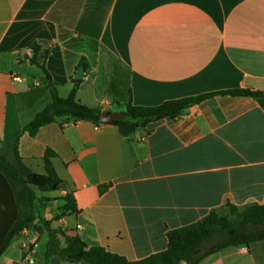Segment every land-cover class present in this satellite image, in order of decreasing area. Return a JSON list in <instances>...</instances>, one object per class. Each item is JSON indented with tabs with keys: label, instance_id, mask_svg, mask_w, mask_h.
<instances>
[{
	"label": "crops",
	"instance_id": "0c3cea01",
	"mask_svg": "<svg viewBox=\"0 0 264 264\" xmlns=\"http://www.w3.org/2000/svg\"><path fill=\"white\" fill-rule=\"evenodd\" d=\"M38 40L49 43L45 68L62 98L86 60L76 98L101 110H125L116 96L124 86L139 106L264 92V0H0V141L19 136L21 161L37 174L45 173V150L53 151L63 184L56 193L71 194L77 207L38 208L0 251V264H74L44 257L47 228L139 260L166 248L168 230L212 209L264 204V96L215 95L128 137L116 125L70 117L29 136L22 126L50 102L42 72L25 57ZM118 73L122 84L110 91ZM14 208L0 180V247ZM197 264H264V239Z\"/></svg>",
	"mask_w": 264,
	"mask_h": 264
},
{
	"label": "trees",
	"instance_id": "16d2710c",
	"mask_svg": "<svg viewBox=\"0 0 264 264\" xmlns=\"http://www.w3.org/2000/svg\"><path fill=\"white\" fill-rule=\"evenodd\" d=\"M50 52L49 43L46 41H33L27 48L25 57L31 64L37 66L43 74V82L50 94V102L26 124L22 126V133L34 136L40 127L54 122L59 117H70L74 120H90L94 124L101 122V109L90 107L81 103L76 98L77 90L82 80L71 79L72 87L64 98L57 93L50 76L45 68V61ZM79 65L86 68V60L81 57ZM120 75L111 81V89L122 84ZM215 95H244L262 97L264 92L250 91L247 89H232L206 93L196 96H188L171 99L156 106H139L131 101L130 89L124 86L118 88L116 96L125 101L123 118L110 122L118 126L123 137H128L138 129L145 128L149 123L170 117L176 118L184 109ZM17 136L12 141H0V180L10 191L14 201V211L11 216L9 231L0 251L7 246L9 239L28 228L37 217V204L42 206L50 201H36V191L42 193H56L63 187L62 180L58 177L51 157L54 152L46 149L43 155L44 174H37L28 169L21 161L18 153ZM8 151V155L3 152ZM50 200V199H46ZM63 201L61 214L75 213L77 207L71 194L60 197ZM223 207L229 209V215H221L220 208L212 209L206 216L194 223L168 230L166 232L167 246L164 250L151 254L139 260H128L123 256L111 253L101 246H88L79 236L68 235L60 229L47 228L48 240L45 247L44 257L55 256L74 264H197L204 256L227 246L248 245L254 241L264 239V204H246L237 206L226 203ZM231 218H233L231 220ZM45 225L44 219H40ZM247 223L259 229L263 233L255 237L240 235L238 239H231L226 243L215 245L205 252H199V247L207 240L223 232H231L233 224ZM48 226V225H47Z\"/></svg>",
	"mask_w": 264,
	"mask_h": 264
},
{
	"label": "rangeland",
	"instance_id": "374dc122",
	"mask_svg": "<svg viewBox=\"0 0 264 264\" xmlns=\"http://www.w3.org/2000/svg\"><path fill=\"white\" fill-rule=\"evenodd\" d=\"M110 65H107V62L103 64V66H100V69H98L100 76L102 75L103 77H108L109 75V70H110ZM36 195L38 199L36 201H52V204L50 205L52 208H60L61 207V200L60 196L57 193H42L36 191ZM50 199V200H46ZM42 205L37 204V209L40 208ZM219 213L221 215H229V209L227 207H221L219 209ZM233 218H231L232 220ZM263 233V229L255 228L251 226L250 224L247 223H235L233 224V228L231 229V232H223L219 235L214 236L213 238L207 240L204 242L202 245L199 247V252H205L208 249L214 247L215 245L223 244L228 242L231 239H238L240 235H246L248 237H255L258 234ZM41 246V244H40Z\"/></svg>",
	"mask_w": 264,
	"mask_h": 264
},
{
	"label": "water",
	"instance_id": "95a60500",
	"mask_svg": "<svg viewBox=\"0 0 264 264\" xmlns=\"http://www.w3.org/2000/svg\"><path fill=\"white\" fill-rule=\"evenodd\" d=\"M30 62V61H29ZM84 76V67L79 66L74 75L73 78L76 80H81L83 79ZM123 118V112L120 111H107V110H102L101 115H100V120L101 122L104 123H110L116 120H120Z\"/></svg>",
	"mask_w": 264,
	"mask_h": 264
}]
</instances>
